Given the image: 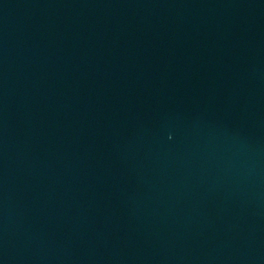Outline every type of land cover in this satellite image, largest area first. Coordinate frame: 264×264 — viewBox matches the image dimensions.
<instances>
[{
	"label": "water",
	"instance_id": "1",
	"mask_svg": "<svg viewBox=\"0 0 264 264\" xmlns=\"http://www.w3.org/2000/svg\"><path fill=\"white\" fill-rule=\"evenodd\" d=\"M0 264H264V0H0Z\"/></svg>",
	"mask_w": 264,
	"mask_h": 264
}]
</instances>
